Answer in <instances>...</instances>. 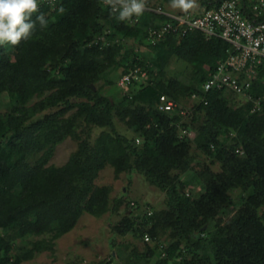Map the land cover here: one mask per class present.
<instances>
[{"label":"trees","instance_id":"obj_1","mask_svg":"<svg viewBox=\"0 0 264 264\" xmlns=\"http://www.w3.org/2000/svg\"><path fill=\"white\" fill-rule=\"evenodd\" d=\"M200 1L210 9L222 0ZM241 3L246 13L250 3ZM39 12L47 27L37 23L29 39L0 45V98L10 102L0 113V264L53 252L84 213H117L120 200L96 182L106 167L115 177L135 172L166 195L163 209L123 215L113 226V234L142 242L123 264H264V100L251 113L252 104L231 93H202L228 45L190 32L162 41L149 61L125 42L146 47L160 15L144 11L130 24L103 0H59ZM172 60L188 64L184 80L167 76ZM135 66L146 70L144 84L118 99L101 92V83L114 86L111 73L119 78ZM251 92L264 95V68ZM161 94L181 106L201 95L207 104L167 113L156 107ZM90 127L102 129L93 142ZM68 137L77 150L64 165L50 164Z\"/></svg>","mask_w":264,"mask_h":264},{"label":"built area","instance_id":"obj_2","mask_svg":"<svg viewBox=\"0 0 264 264\" xmlns=\"http://www.w3.org/2000/svg\"><path fill=\"white\" fill-rule=\"evenodd\" d=\"M43 4L49 5L47 0H40V6ZM243 8L242 3L237 0H222L216 7L203 9L200 13L169 11L160 5H147L145 11L160 15L165 20L159 21L148 30L145 42L146 47L154 49L164 40L172 38L178 41L190 32H198L205 38L220 39L228 45L226 57L218 62L208 75L202 85V93L221 90L231 93L239 101L250 102L251 113H254L260 109V102L264 100V95L255 98L251 92L258 80L259 69L264 68V0L252 1L246 13ZM138 20L139 17L133 16L129 23L135 24ZM147 76L146 70L141 66L130 67L118 78L117 87L128 89L142 85ZM190 101H202L207 104L204 97L196 94L191 96ZM156 107L167 113L176 109L180 110L183 116L187 113V110L182 109L180 104L165 94L158 97ZM181 134L188 133L182 131ZM136 142L138 143L139 139ZM236 152L243 154L239 150ZM147 213L151 215L152 211L147 209ZM148 240L145 235L143 241Z\"/></svg>","mask_w":264,"mask_h":264},{"label":"rangeland","instance_id":"obj_3","mask_svg":"<svg viewBox=\"0 0 264 264\" xmlns=\"http://www.w3.org/2000/svg\"><path fill=\"white\" fill-rule=\"evenodd\" d=\"M152 1L156 2L157 5L162 3V0ZM237 1L241 2V0ZM252 1L254 0H247L248 3ZM197 4L198 7L188 12L200 13L205 9L201 5L200 0H197ZM164 8L169 11L181 12L171 8L170 4H164ZM125 46L128 51H134L137 56L146 57L149 61L155 58L159 52L158 49L152 50L132 40L125 42ZM188 67V64L182 61L172 60L166 70L167 76H176L184 80L186 76L184 73ZM108 78L114 81V86H107L101 83L99 88L102 93H110L115 99H118L123 92H127V89L117 87L118 77L115 72L111 73ZM234 101L240 102L237 98H234ZM9 106L10 102L7 97H1L0 113L8 111ZM182 106L192 111L191 101H186ZM89 130L91 142L102 131L98 127H90ZM81 137L83 138V135ZM78 144V141L70 137L66 138L56 146L50 164L55 166L64 165L69 156L77 150ZM96 182L98 185L110 189L111 199L120 200L117 213L109 212L99 218L86 213L82 214L76 226L55 241L53 252L47 251L36 254L33 259L23 264H96L110 259L113 260V264H123L127 254L142 248V242L138 239L135 240L131 235L122 237L113 234V226L120 222L123 215L135 216L142 212H147V209L151 211L163 209L166 201L165 193L150 185L142 176L135 172L115 177L113 170L109 167L104 168L99 173ZM231 197L233 198L234 195L232 194ZM136 204L139 207H135ZM232 214L233 212L225 218V221H228ZM17 238L14 235L13 239L16 243L19 242ZM9 252L12 254L13 251L9 250Z\"/></svg>","mask_w":264,"mask_h":264},{"label":"clouds","instance_id":"obj_4","mask_svg":"<svg viewBox=\"0 0 264 264\" xmlns=\"http://www.w3.org/2000/svg\"><path fill=\"white\" fill-rule=\"evenodd\" d=\"M49 7L56 9V0H47ZM118 13L121 21H131L133 16L139 17L147 7V0H103ZM170 7L182 12H188L198 7L197 0H170ZM40 0H0V45L16 46L29 39L36 29L47 27L46 15L39 12ZM63 12V7L59 8ZM35 19H33L34 14Z\"/></svg>","mask_w":264,"mask_h":264},{"label":"water","instance_id":"obj_5","mask_svg":"<svg viewBox=\"0 0 264 264\" xmlns=\"http://www.w3.org/2000/svg\"><path fill=\"white\" fill-rule=\"evenodd\" d=\"M92 90H94V86L91 85Z\"/></svg>","mask_w":264,"mask_h":264},{"label":"crops","instance_id":"obj_6","mask_svg":"<svg viewBox=\"0 0 264 264\" xmlns=\"http://www.w3.org/2000/svg\"><path fill=\"white\" fill-rule=\"evenodd\" d=\"M114 256V255H113ZM113 258V257H112ZM112 264H113V262H112Z\"/></svg>","mask_w":264,"mask_h":264}]
</instances>
